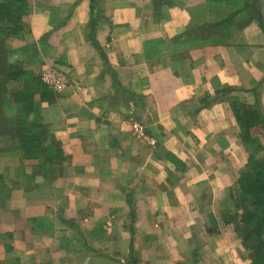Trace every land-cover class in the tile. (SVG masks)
Listing matches in <instances>:
<instances>
[{
    "label": "crops",
    "instance_id": "1",
    "mask_svg": "<svg viewBox=\"0 0 264 264\" xmlns=\"http://www.w3.org/2000/svg\"><path fill=\"white\" fill-rule=\"evenodd\" d=\"M29 8L13 48L70 85L38 108L49 163L0 152V264H249L226 216L247 161L231 104L264 121V0Z\"/></svg>",
    "mask_w": 264,
    "mask_h": 264
},
{
    "label": "trees",
    "instance_id": "2",
    "mask_svg": "<svg viewBox=\"0 0 264 264\" xmlns=\"http://www.w3.org/2000/svg\"><path fill=\"white\" fill-rule=\"evenodd\" d=\"M30 11L29 0H0V33L2 38L20 36L28 29L24 16ZM8 44L4 45V55L11 53ZM0 60V93L3 100L10 95L11 104L18 110L19 119L12 125L13 133L20 146L23 158H40L44 153L45 163H49L47 156L50 148L45 145L42 133L47 132L41 122L26 119L27 114H39L40 102L54 101L51 91L42 81L28 73L22 62L10 63L6 56ZM22 81L23 87L16 91H9V86ZM38 94V99L35 95ZM5 102V101H4ZM231 110L240 131V137L246 147H252L248 154L244 168L239 172L236 183L229 190L236 212L226 213L233 231L242 239L247 251L249 264H264V155L257 138L251 135L252 128L257 125L264 128L261 116L251 107L241 102L232 103ZM12 130V128L9 127ZM49 148V149H48ZM47 154V155H46ZM7 183L0 174V198L6 190ZM9 190V189H8ZM10 192V190H9Z\"/></svg>",
    "mask_w": 264,
    "mask_h": 264
},
{
    "label": "rangeland",
    "instance_id": "3",
    "mask_svg": "<svg viewBox=\"0 0 264 264\" xmlns=\"http://www.w3.org/2000/svg\"><path fill=\"white\" fill-rule=\"evenodd\" d=\"M25 34H27V30H25L24 33L22 35H20V36H13V37H9L7 39H3L1 37L2 36V33H0V60L1 61L3 60L2 59L3 56H6L8 61H9V57L12 58V56H15V57L18 58V60H15V61L10 62V63L19 62L20 61V58L21 59L22 58L23 59H26L27 57H30L31 56L30 53H26V52H28L27 50H24V51L20 50V51H18L17 48L14 49L13 46H12V42H13L14 39L15 40H19ZM6 44H8L7 46L9 47V51H11V50H13V51L11 53H9V54L4 55V51L3 50H4V45H6ZM18 56H20V58ZM33 64L34 63H31V64L26 63V65L24 64V66H29V68H30V69H28V68L25 67V69L28 71V73L34 75L35 78H37L38 80H40V75H41L42 71L45 68L42 67L43 69L42 68L36 69V68H33ZM55 69H57V68H55ZM57 70H59L60 72H62V70H60V69H57ZM63 74L65 75V73H63ZM69 85H70V82L68 83V85L66 86V88H68ZM22 87H23V83L21 81L18 84H14V85L12 84V85H10L9 86V91H11V92L13 91L14 92V91H16L18 89H21ZM66 88H64L62 91H59V92H53L54 93L53 94L54 98L56 97V94L55 93H57V94H60V92L63 93V92L66 91ZM35 97H36L35 99H38V94H36ZM11 100H12V98H11L10 95H7L4 98V100H3L2 94L0 93V136H3V139L1 140V145H0V152L2 153V151L5 150L6 152L11 153V155H17L18 153L21 154L20 153L21 151H20V146H19V144L17 142V138H15L14 133H13V131H14L15 128H13L12 125H16L17 120L19 119V115H18L17 108L14 105L11 104ZM39 115L40 114H37L35 112L34 113H29V114H27L26 119L28 121H34V119L36 117H38L37 118V122L38 123H41L42 122V117L39 116ZM9 127L12 128V130L9 129ZM46 129H47V132L42 133V138H41V141L43 140V142L45 143V145L46 144H50V142H52V141L54 142V138H53L54 134H53L52 130L50 128H46ZM48 146H50V145H48ZM54 146L56 147L57 145H54ZM245 149H246L247 156H248V154L252 152V147H250V146L246 147L245 146ZM39 157L40 158H36V160L37 159H41V161L40 160L37 161L38 162L37 165H39L41 162H42V165L45 164L46 160L44 159V153H42ZM31 159H33V158H31ZM0 165H2V164L0 163ZM4 167L5 166L2 165V171H1L0 174L3 177H5L6 179H8L9 178L8 177V173L7 172H3ZM0 168H1V166H0ZM28 169H31V166L28 167L27 170ZM8 189H6L1 194V198H0V209L4 206L6 200L9 199V197L11 195V190L9 192Z\"/></svg>",
    "mask_w": 264,
    "mask_h": 264
},
{
    "label": "built area",
    "instance_id": "4",
    "mask_svg": "<svg viewBox=\"0 0 264 264\" xmlns=\"http://www.w3.org/2000/svg\"><path fill=\"white\" fill-rule=\"evenodd\" d=\"M40 79L53 92L62 91L69 83L68 78L53 67H46L42 71Z\"/></svg>",
    "mask_w": 264,
    "mask_h": 264
},
{
    "label": "water",
    "instance_id": "5",
    "mask_svg": "<svg viewBox=\"0 0 264 264\" xmlns=\"http://www.w3.org/2000/svg\"><path fill=\"white\" fill-rule=\"evenodd\" d=\"M258 0H252L253 3H257Z\"/></svg>",
    "mask_w": 264,
    "mask_h": 264
}]
</instances>
